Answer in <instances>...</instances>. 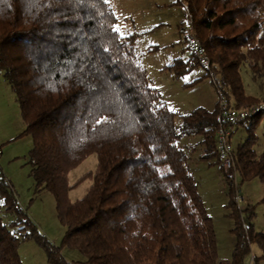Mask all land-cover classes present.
<instances>
[{
	"label": "trees",
	"instance_id": "trees-1",
	"mask_svg": "<svg viewBox=\"0 0 264 264\" xmlns=\"http://www.w3.org/2000/svg\"><path fill=\"white\" fill-rule=\"evenodd\" d=\"M176 2L194 23L211 64L206 73L220 74L221 89L213 110L196 107L180 116V127L178 113L140 60L137 34L114 30L118 17L109 1L0 0V73L25 122L21 135L33 139L28 164L35 188L54 194L66 227L61 245L54 244L0 170V264H24L19 248L30 239L46 251L49 264H246L253 244L261 251L253 260L264 258L254 205L241 208L240 184L223 171L215 128L223 99L230 108L262 106L234 126L232 137L246 126L247 138L234 148L235 171L241 181L264 183V151L255 149L264 89L247 94L242 75L247 65L254 77H264V0ZM187 63L176 59L168 69L183 75ZM198 135L200 159L215 160L229 186L236 237L231 260L218 261L213 217L180 143ZM92 154L96 169L71 184L70 172ZM88 178L87 193L71 200V189ZM3 211L14 216L9 224ZM64 246L85 260L67 261Z\"/></svg>",
	"mask_w": 264,
	"mask_h": 264
},
{
	"label": "rangeland",
	"instance_id": "rangeland-1",
	"mask_svg": "<svg viewBox=\"0 0 264 264\" xmlns=\"http://www.w3.org/2000/svg\"><path fill=\"white\" fill-rule=\"evenodd\" d=\"M113 6L119 22V30L132 27L131 19L135 20V27H154L156 36L163 41L161 47L163 54L172 51H179L178 55L187 59L189 71L183 75L173 76L176 79L166 80L167 92L165 97L168 99L169 107L178 113L177 125H181V115L192 112L196 107L203 106L213 110L217 101L221 98L217 83H220V74L207 75L206 70L199 64L197 65L192 56V51L182 39L180 24L187 19L186 9L176 0H107ZM173 48V49H171ZM180 69V68H179ZM154 75V71L151 70ZM243 81L247 94L259 96L264 89V77H254L247 65L242 68ZM2 77V73H0ZM191 83L184 86L185 83ZM8 94L4 93L3 102L0 107V136L6 137L8 133H23L25 122L21 116L19 105L11 85L6 81ZM184 86V87H182ZM225 91L228 90L224 87ZM11 90V93H10ZM2 92V91H1ZM20 134V135H21ZM259 140L255 149L261 153L264 151V120L257 130ZM248 136L246 126H239L232 137V144L237 148L245 141ZM202 136L183 137L180 140L182 147L189 159L190 171L194 175L199 191L205 202L207 210L213 217L214 226L217 234L218 261L231 260L236 243V237L231 231L234 227V218L230 215L228 207L229 186L224 175L219 170V165L215 160H201L204 146L201 143ZM33 146V139L30 134H23L17 138L13 144H9L5 155L0 156V165L4 167L14 184L17 186V195L20 204L27 210L39 229L45 233L54 244L61 245L66 227L62 225L57 217L56 201L54 194L45 189L38 191L30 175V165L28 164V153ZM16 153L15 156L13 153ZM14 156V158H13ZM98 164L97 154L90 155L78 167L69 174L71 184L77 182L89 171H94ZM2 170V168H1ZM4 173V172H3ZM6 174V175H7ZM7 175V176H8ZM237 184H240V192L243 199L241 208L254 205L256 212L253 222L257 230L264 232V183L258 178L241 181L238 172L235 174ZM93 181L88 178L75 186L70 191V198L76 201L82 198L92 185ZM4 221L9 224L13 220V214L2 212ZM261 253L257 244L252 245V253L246 258V264H264V258L257 262L253 260L254 254ZM19 254L24 264H49L46 251L35 241H24ZM62 254L65 259L71 261L85 260V256L78 250L64 246Z\"/></svg>",
	"mask_w": 264,
	"mask_h": 264
},
{
	"label": "crops",
	"instance_id": "crops-1",
	"mask_svg": "<svg viewBox=\"0 0 264 264\" xmlns=\"http://www.w3.org/2000/svg\"><path fill=\"white\" fill-rule=\"evenodd\" d=\"M118 22H119V18H118ZM131 23L133 24L132 27L122 28V31L120 32L124 35L133 34V33L137 34L136 46L140 54V60L142 64L146 67L149 73L152 85L155 86L160 91L163 99L169 106L168 99L167 97H165V92H167V86H168V84L166 83V80L169 79L170 81H172L173 79H176V78L174 77L175 75L173 76V72L170 69H168V67L171 66L176 59H181L183 61H186L187 59L179 56L178 55L179 51L177 52L172 51L169 54H163V52L165 51L164 49L167 48L166 46H168L167 49H169V45H162L165 43H163L161 39H158L156 34H154L155 33L154 27L153 28L152 27H142L140 29H137V27H135L134 25L136 24L134 19H131ZM182 39H183V36H182ZM161 47H165V48L159 51ZM151 70L154 71V75L151 73ZM186 73H188V71ZM190 84L191 83L187 82L184 84V86L186 87V86H189ZM6 85L7 84H6L5 78L3 77V75L2 77L0 76V107L3 102V96H5L4 93L8 94V86ZM10 93H11V90H10ZM172 110L176 112L175 109H172ZM20 134L21 133L10 132L8 133L6 137L0 136V147L2 150L1 157L5 155V151L7 150V147L9 144L11 143L13 144L15 141H17L18 137L20 138L21 136ZM13 154L15 156L16 153L14 152ZM1 168H2V172H4L5 176L10 180L15 190L18 192L16 184L12 182L9 175L5 173L4 167H1L0 165V170Z\"/></svg>",
	"mask_w": 264,
	"mask_h": 264
},
{
	"label": "built area",
	"instance_id": "built-area-1",
	"mask_svg": "<svg viewBox=\"0 0 264 264\" xmlns=\"http://www.w3.org/2000/svg\"><path fill=\"white\" fill-rule=\"evenodd\" d=\"M181 33L188 47L200 62L201 66L205 70H210L211 64L209 57L206 53L204 46L198 36L197 29L194 23L188 19L181 27ZM214 75V74H212ZM220 112L217 117L216 123V135L218 144L220 147V163L223 171L226 174H236V159L234 147L231 141L233 128L241 120L250 118L255 112H257L262 106L252 109H236L230 108L226 105L225 99L220 104ZM2 150L0 149V156ZM243 196L237 195V200L241 201Z\"/></svg>",
	"mask_w": 264,
	"mask_h": 264
},
{
	"label": "snow or ice",
	"instance_id": "snow-or-ice-1",
	"mask_svg": "<svg viewBox=\"0 0 264 264\" xmlns=\"http://www.w3.org/2000/svg\"><path fill=\"white\" fill-rule=\"evenodd\" d=\"M106 2H107V0H106ZM114 30L117 31V32L120 31L118 26ZM97 123L99 124V123H101V121H97Z\"/></svg>",
	"mask_w": 264,
	"mask_h": 264
}]
</instances>
